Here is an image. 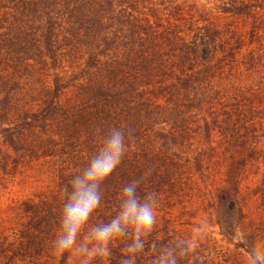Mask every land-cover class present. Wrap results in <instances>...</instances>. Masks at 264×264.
I'll return each instance as SVG.
<instances>
[{"label":"trees","instance_id":"1","mask_svg":"<svg viewBox=\"0 0 264 264\" xmlns=\"http://www.w3.org/2000/svg\"><path fill=\"white\" fill-rule=\"evenodd\" d=\"M112 128L125 129L126 155L82 242L145 176L138 194H158L157 222L136 264L181 240L178 264H231L214 239H194L200 213L250 255L264 226L253 218L264 207V0H0V167H40L56 186L23 203L0 264H81L75 249L53 251L63 190ZM129 243L92 264H120Z\"/></svg>","mask_w":264,"mask_h":264},{"label":"clouds","instance_id":"2","mask_svg":"<svg viewBox=\"0 0 264 264\" xmlns=\"http://www.w3.org/2000/svg\"><path fill=\"white\" fill-rule=\"evenodd\" d=\"M131 135V131H128ZM127 150L124 128H112L105 136L97 153L79 174L73 175L69 186L63 190L64 204L61 212L60 231L54 240L53 251L60 255L75 249L84 259L81 264H92L97 257L110 254L109 245L120 238H129L126 258L120 264H136L138 254L145 251V238L156 225L158 194L147 192L143 197L138 188L145 176L122 186L115 215L107 223L95 225L81 238L93 213L102 202V185L122 163ZM162 253L153 264H178V258L188 254V245L176 241L172 245L162 243ZM249 264H264V250L253 247Z\"/></svg>","mask_w":264,"mask_h":264},{"label":"rangeland","instance_id":"3","mask_svg":"<svg viewBox=\"0 0 264 264\" xmlns=\"http://www.w3.org/2000/svg\"><path fill=\"white\" fill-rule=\"evenodd\" d=\"M8 166L5 169L0 167V255H3L7 249V241H17L20 237V227L18 225L21 224V219H23V203L29 200L39 202L41 195L50 194L56 188L52 180L44 174V170L40 167L23 168L18 162ZM250 176L253 181L249 183V186L254 188L261 180V176L259 178H256L254 174H250ZM259 208L254 210L253 218L258 221L257 223H263L264 225V207L259 206ZM215 221L216 219H211L210 216L200 213L193 220L196 225L190 227L196 234L194 239L211 237L214 239V245L223 254L228 253V250L230 251L229 260L231 264H249L250 255L236 250L235 245H230L220 234L219 228L213 225ZM240 237L241 235H238L234 240V244L241 242ZM258 249L264 250V226ZM53 264L58 263L55 261Z\"/></svg>","mask_w":264,"mask_h":264}]
</instances>
